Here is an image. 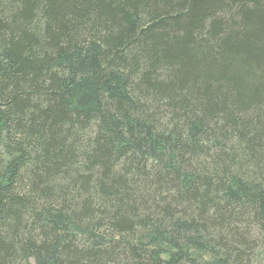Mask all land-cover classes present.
Returning a JSON list of instances; mask_svg holds the SVG:
<instances>
[{
    "label": "trees",
    "instance_id": "16d2710c",
    "mask_svg": "<svg viewBox=\"0 0 264 264\" xmlns=\"http://www.w3.org/2000/svg\"><path fill=\"white\" fill-rule=\"evenodd\" d=\"M0 264H264V0H0Z\"/></svg>",
    "mask_w": 264,
    "mask_h": 264
}]
</instances>
